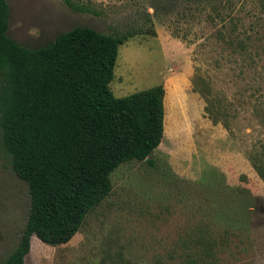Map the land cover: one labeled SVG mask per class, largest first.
Masks as SVG:
<instances>
[{
  "label": "rangeland",
  "instance_id": "obj_1",
  "mask_svg": "<svg viewBox=\"0 0 264 264\" xmlns=\"http://www.w3.org/2000/svg\"><path fill=\"white\" fill-rule=\"evenodd\" d=\"M70 1L92 11L7 0L8 37L35 49L75 26L137 31L118 47L110 88L161 86L164 132L151 162L110 174V193L67 243L31 237L24 264H264V0ZM221 180L250 197L242 223L217 207ZM29 209L0 127V264Z\"/></svg>",
  "mask_w": 264,
  "mask_h": 264
},
{
  "label": "trees",
  "instance_id": "obj_2",
  "mask_svg": "<svg viewBox=\"0 0 264 264\" xmlns=\"http://www.w3.org/2000/svg\"><path fill=\"white\" fill-rule=\"evenodd\" d=\"M8 24V2L0 0L1 143L30 194L26 224L2 264H24L31 237L67 243L110 193V174L122 163L149 161L163 137L164 90L113 95L118 47L135 30L112 35L75 26L31 49L8 37ZM256 170L264 179V168ZM221 183L217 207L242 223L250 197Z\"/></svg>",
  "mask_w": 264,
  "mask_h": 264
}]
</instances>
